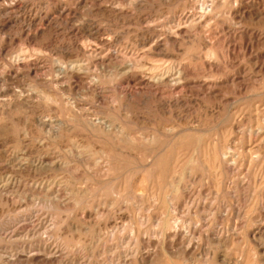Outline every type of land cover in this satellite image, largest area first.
<instances>
[{
	"label": "rangeland",
	"instance_id": "374dc122",
	"mask_svg": "<svg viewBox=\"0 0 264 264\" xmlns=\"http://www.w3.org/2000/svg\"><path fill=\"white\" fill-rule=\"evenodd\" d=\"M0 264H264V0H0Z\"/></svg>",
	"mask_w": 264,
	"mask_h": 264
}]
</instances>
